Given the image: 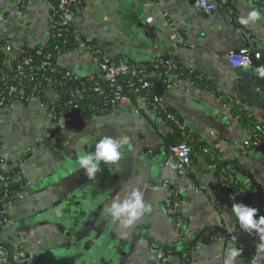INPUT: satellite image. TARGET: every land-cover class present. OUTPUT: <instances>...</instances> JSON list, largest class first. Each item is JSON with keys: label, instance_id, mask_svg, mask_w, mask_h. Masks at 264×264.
Listing matches in <instances>:
<instances>
[{"label": "crops", "instance_id": "0c3cea01", "mask_svg": "<svg viewBox=\"0 0 264 264\" xmlns=\"http://www.w3.org/2000/svg\"><path fill=\"white\" fill-rule=\"evenodd\" d=\"M83 1L84 8L70 16L74 36L57 55L61 66L90 76L98 73L101 56L117 64L142 63L170 51L229 102L174 75L168 87H161L164 104L189 131L192 156L184 174L172 152L170 123L157 110L140 107L142 97L134 103L139 113L133 104L105 107L77 115L62 129L46 104L12 101L0 108L1 169L18 167L27 182L8 203L0 238L28 253L25 264H162L164 257L168 264H180L188 248L189 264H222L229 247L242 249L236 264H247L251 238L230 215L233 195L218 187L213 164L222 163L248 195L247 201L235 202L264 214V150L242 148L248 129L232 110L239 105L256 126L264 125V76L252 66H234L226 55L244 45L264 49V15L252 0H229L233 14L222 5L199 12L190 0ZM56 2L0 0V37L14 54L47 40ZM253 10L261 18L241 23ZM172 31L183 36L184 44L171 41ZM46 95L51 101L56 97L52 88ZM98 103H104L102 97ZM102 136L123 141L122 156L116 165L101 163L96 180H88L76 160ZM165 182L180 188L185 233L165 210ZM132 190L143 193L148 210L124 226L103 208Z\"/></svg>", "mask_w": 264, "mask_h": 264}, {"label": "trees", "instance_id": "16d2710c", "mask_svg": "<svg viewBox=\"0 0 264 264\" xmlns=\"http://www.w3.org/2000/svg\"><path fill=\"white\" fill-rule=\"evenodd\" d=\"M83 2L82 0L78 6L80 10L84 8ZM56 3L54 6H56ZM227 5H229V0H227ZM52 14L53 21L58 19L54 11H52ZM58 28V26L50 27L49 36L45 42L33 46H25L17 54H14V51L8 54L5 53L3 47L8 40L0 37V108L7 106L12 101L28 103L32 97L46 104L49 110L53 109L58 116L63 112L93 113L106 107L104 103L101 105L98 103V92L94 91L92 86L99 85L104 93H109L110 89L107 84H95L88 79V76L78 75L74 80H68L64 77L63 71L66 68L58 63L57 55L71 45L74 33L72 27H70L69 30H64L63 33L59 35ZM26 61L27 63H25ZM128 64L139 66L143 69L146 79L154 82V84H160L162 88H166L171 84L168 78V75L171 74L177 78L189 81L199 89L206 86L214 95L220 97L224 103L229 102L218 89L209 86L207 80L201 73L179 64L170 51L160 55L153 61ZM169 64L171 66L170 68ZM43 65L44 67L41 69L40 66ZM19 66H21V70L18 69ZM129 79H131V77H125L123 83L125 84ZM132 80L134 79L132 78ZM10 87H13L14 90L11 91ZM47 87H51L56 93V97L53 101L46 95ZM77 91L81 96H76ZM154 92L156 91L153 87L150 91H141L140 93H131L130 91L129 94L131 95L133 105H138L134 104L138 97H145V100L149 101L148 104L151 105L150 99H152V93ZM232 108L235 117L244 127L252 125L254 127V132L259 133L261 144L252 148L264 150V136L261 130L262 125L256 126L252 121V116H248L246 110L241 109L239 105L233 104ZM157 111L163 114L165 120L171 125L172 130L170 138L173 144L188 139L189 131L177 116L175 117L184 125L185 131L179 128L173 121H170L160 108H158ZM168 111L174 114L169 108ZM1 149L2 143L0 140V151ZM214 164H216L215 171L217 178L221 169L229 173L222 163L215 161ZM17 172L20 173L18 167L13 168L7 173L0 168V175L13 176ZM25 184L26 181L21 177V174L20 178L12 180L5 186H3L0 181V231L4 226L2 221L5 217V213L2 212L3 203L12 199L20 190L25 189ZM226 190L232 193L237 201L244 202L248 200V195H246V192L240 186L239 182L229 183ZM258 215L264 214L258 213ZM184 251L189 252V248ZM181 264H189V253L186 259L181 258Z\"/></svg>", "mask_w": 264, "mask_h": 264}, {"label": "built area", "instance_id": "2783aa9c", "mask_svg": "<svg viewBox=\"0 0 264 264\" xmlns=\"http://www.w3.org/2000/svg\"><path fill=\"white\" fill-rule=\"evenodd\" d=\"M82 0H57L56 6L53 7L52 11L57 14V18L53 21V14L50 21V27L58 26L59 35L63 33L64 30H69L72 27L70 22V16L73 11H78L79 4ZM192 6L195 10L199 12L208 13L213 11L217 6H224V8L231 14H233V9L227 5V0H190ZM255 7L258 11L264 15V0H252ZM4 17L0 15V23L3 21ZM53 21V22H52ZM73 30V27H72ZM74 33V30H73ZM170 39L174 44H184V38L177 31H172L170 34ZM5 53H10L12 51V46L9 41L3 47ZM227 58L234 66H252L260 76H264V49L257 50L252 49L247 45H244L238 49H232L227 52ZM27 63V61L25 62ZM46 65V63H45ZM99 70L97 74H93L88 76V79L95 84H107L110 89L109 93H104L99 85L92 86L93 90L98 92V97H102L104 105H106L107 109L115 110L122 109L129 105H131L132 99L131 93H140L141 91H150L153 87L155 89L156 84L154 82L146 79L143 69L139 66L129 65L128 63H113L106 56H101L98 61ZM43 66H40L43 69ZM169 64V68H170ZM21 70V66L18 67ZM64 77L68 80H74L78 77L77 74L73 73L69 69H65L63 71ZM152 74V73H151ZM131 77V79L127 80L124 84L123 79L125 77ZM171 74L168 75V78ZM132 78L134 80H132ZM51 85V84H48ZM51 88V87H47ZM11 91L14 90L13 87H10ZM76 96H81L77 91ZM161 95L156 92L152 93L151 105L148 104L149 101L145 100V97L142 101V106L149 107L151 109L157 110L160 108L166 115V117L173 121V123L177 124L179 128L185 131L184 125L175 117L172 112L168 111V108L163 102ZM151 98V96H150ZM220 98V97H219ZM36 101L41 103L37 98L32 97L30 101ZM227 103V102H226ZM140 107L137 105L134 108L135 113H139ZM241 107V106H240ZM241 109H244L241 107ZM83 112H63L59 116L50 109L51 119L54 120L55 126L57 129H62L66 124H68L72 118L77 115H81ZM248 116H251V113L246 111ZM248 129V137L243 141L242 148L249 149L252 147H257L261 144V139L259 137V133H255L254 129H250V126H246ZM262 134L264 136V125L261 126ZM188 139H185L182 142L174 144L172 147L173 155L177 158V169L180 174H184L186 167L191 164V156H192V148L188 143ZM4 164V159L0 154V168ZM213 168H216V164H213ZM7 173V172H6ZM17 177V178H16ZM20 178V173H16L13 176L8 175H0V181L3 186L7 185L14 179ZM218 187L227 191L226 188L229 183H237L234 175L230 173H226L224 169L219 171V175L217 178ZM27 186V182L25 184ZM163 187L167 191V195L164 198V207L168 215L171 217L172 222L175 228L181 232L185 233V225H184V215L181 209V202L178 199L180 195V188L175 183L165 182ZM193 191L198 192L200 188L196 185L192 187ZM10 201V200H9ZM9 201L3 203L2 212L5 213V217L3 219V224L5 225L8 221L7 216V208ZM252 241V253L251 256L247 258L248 264L252 257L256 253V244L257 237L250 236ZM254 243V244H253ZM188 256V252L183 251L180 254V264L181 258H185ZM28 257V253L20 246H16L9 239L2 240L0 238V264H25ZM162 264H168V258L164 257L162 259Z\"/></svg>", "mask_w": 264, "mask_h": 264}, {"label": "clouds", "instance_id": "9594fccd", "mask_svg": "<svg viewBox=\"0 0 264 264\" xmlns=\"http://www.w3.org/2000/svg\"><path fill=\"white\" fill-rule=\"evenodd\" d=\"M261 18L260 13L253 10L247 17L242 18L241 23H253ZM123 141L111 136H102L95 142L91 151H81L76 164L88 180H96L97 173L101 172V163L105 166L116 165L122 156ZM230 206V215L234 217L239 228L249 236L257 237L256 253L250 264H264V215H258L259 209L235 202ZM147 205L143 200V193L132 190L124 198L118 195L112 199L110 205L103 208V212L113 220L120 221L124 226L133 225L146 211ZM229 213H226L228 215ZM242 249L229 247L225 250L222 264H236L241 256Z\"/></svg>", "mask_w": 264, "mask_h": 264}, {"label": "water", "instance_id": "95a60500", "mask_svg": "<svg viewBox=\"0 0 264 264\" xmlns=\"http://www.w3.org/2000/svg\"><path fill=\"white\" fill-rule=\"evenodd\" d=\"M263 60H264V58H263ZM160 90H161V85L160 84H156V86H155V91H156V93L157 94H160ZM100 98V97H99ZM98 112H100V111H98ZM85 113V112H84ZM172 154V153H171Z\"/></svg>", "mask_w": 264, "mask_h": 264}, {"label": "rangeland", "instance_id": "374dc122", "mask_svg": "<svg viewBox=\"0 0 264 264\" xmlns=\"http://www.w3.org/2000/svg\"><path fill=\"white\" fill-rule=\"evenodd\" d=\"M160 95V94H159Z\"/></svg>", "mask_w": 264, "mask_h": 264}]
</instances>
